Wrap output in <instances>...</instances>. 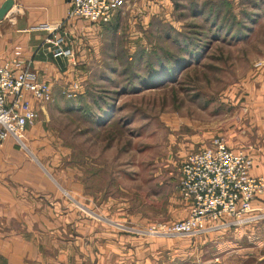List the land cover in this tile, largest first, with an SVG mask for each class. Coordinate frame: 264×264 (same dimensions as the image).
Returning a JSON list of instances; mask_svg holds the SVG:
<instances>
[{
	"label": "rangeland",
	"instance_id": "obj_1",
	"mask_svg": "<svg viewBox=\"0 0 264 264\" xmlns=\"http://www.w3.org/2000/svg\"><path fill=\"white\" fill-rule=\"evenodd\" d=\"M71 68L40 104L24 146L16 143L26 171L45 168L72 192L62 195L72 211L55 212L57 229L80 254L42 253L39 263L264 264V197L249 225L198 237L139 232L187 218L181 164L214 138L255 164L264 138V0H150L146 11L119 16L97 54ZM74 83L80 94L71 99ZM35 212L41 221L53 213Z\"/></svg>",
	"mask_w": 264,
	"mask_h": 264
},
{
	"label": "crops",
	"instance_id": "obj_2",
	"mask_svg": "<svg viewBox=\"0 0 264 264\" xmlns=\"http://www.w3.org/2000/svg\"><path fill=\"white\" fill-rule=\"evenodd\" d=\"M5 1L7 0H0V8ZM70 1L15 0L13 9L3 20H0V67L6 62L19 59L31 65L39 81L48 83L51 87L57 84L62 85L71 78L73 63L69 58H55L54 49L45 44L46 39L53 37L54 34L64 37V48L74 53L76 65L83 64L100 50L106 33L111 28H116L119 16L136 10L146 11L150 2V0H128L122 9L114 13L109 24L95 26L85 20L68 19ZM45 25L60 29L52 34L43 28ZM30 100L39 110L40 104L38 105L31 97ZM229 131L232 133L231 129ZM260 135H264V127ZM229 147L238 148L230 145ZM252 153L255 155V164L251 174L264 176V138L257 140L256 150ZM20 157L21 154L13 138L0 146L1 264H25L26 257H33L34 262H37L35 264H40L42 253H57L60 257L66 258L70 256V253L75 255L74 253H78V250L73 246V240L58 233L57 213H55L69 204L62 195L71 192V187L64 181L60 182L50 176L45 168H36L31 164L30 169L26 171L19 160ZM26 185H30L33 195L25 193ZM78 188L77 186L75 193L80 194L82 198L83 191L81 189L79 192ZM84 195L87 200L88 195ZM65 209L67 211H62V214L72 211V207ZM26 210H32L30 215L35 216L27 227L24 218ZM41 210L52 211L54 214L52 213L49 217L50 219L53 217L52 221L45 220L44 217L41 221L42 216H38L40 212H35ZM83 235L82 232L80 237H76L79 245L83 241ZM96 236L103 238L100 234ZM114 238H120V236L114 235ZM47 241L53 242V250L49 246H42ZM114 248L115 246L113 250ZM82 250L80 248L79 252Z\"/></svg>",
	"mask_w": 264,
	"mask_h": 264
},
{
	"label": "built area",
	"instance_id": "obj_3",
	"mask_svg": "<svg viewBox=\"0 0 264 264\" xmlns=\"http://www.w3.org/2000/svg\"><path fill=\"white\" fill-rule=\"evenodd\" d=\"M127 1L71 0L68 19L104 26ZM43 28L52 34L60 29L51 25ZM45 44L54 49L55 58H69L76 65L74 53L64 48V37L54 34ZM51 89L22 60L15 59L0 67V145L13 138L24 146L28 128L39 117V110L30 97L39 105L49 99ZM65 94L68 98H77L78 83ZM253 167V160L246 152L230 149L224 137L214 138L209 147L189 153L180 167L178 190L189 207L188 217L171 225H152L139 232L156 237H198L258 221L262 215L255 214L259 211L255 203L264 197V177L253 176Z\"/></svg>",
	"mask_w": 264,
	"mask_h": 264
},
{
	"label": "water",
	"instance_id": "obj_4",
	"mask_svg": "<svg viewBox=\"0 0 264 264\" xmlns=\"http://www.w3.org/2000/svg\"><path fill=\"white\" fill-rule=\"evenodd\" d=\"M15 0H7L0 8V20H3L7 14L13 9Z\"/></svg>",
	"mask_w": 264,
	"mask_h": 264
}]
</instances>
